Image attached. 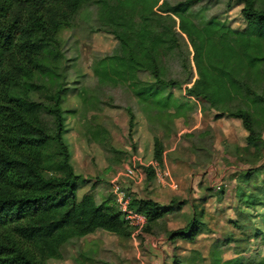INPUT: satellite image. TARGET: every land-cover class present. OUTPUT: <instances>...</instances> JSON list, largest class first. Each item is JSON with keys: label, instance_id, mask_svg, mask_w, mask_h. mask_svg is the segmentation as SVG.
<instances>
[{"label": "trees", "instance_id": "obj_1", "mask_svg": "<svg viewBox=\"0 0 264 264\" xmlns=\"http://www.w3.org/2000/svg\"><path fill=\"white\" fill-rule=\"evenodd\" d=\"M227 1L233 0H0V264H49L64 259L67 245L98 231L123 239L135 233L114 195L103 201L92 193L81 195L87 182L75 174L64 140L68 71L74 65L59 34L75 28L91 7L117 45L94 61L97 85L79 91L80 113L69 111L89 139L124 161L112 146L111 131L98 119L107 109L122 108L133 132L136 114L128 103L116 105L112 94L134 101L155 130L172 133L192 107L168 89L185 87L201 110L240 120L249 145L260 153L264 0H235L244 4V29L211 16ZM144 74L153 81H144ZM48 117L52 125L45 122ZM165 152L164 141L155 138L158 163L163 164ZM256 173L264 189V169L245 180ZM147 175L154 177V170L147 169ZM131 208L147 218L149 233L174 210L135 199ZM205 226L195 219L171 240L194 243ZM220 250V245L214 248L213 264H264L257 258L225 262Z\"/></svg>", "mask_w": 264, "mask_h": 264}, {"label": "rangeland", "instance_id": "obj_2", "mask_svg": "<svg viewBox=\"0 0 264 264\" xmlns=\"http://www.w3.org/2000/svg\"><path fill=\"white\" fill-rule=\"evenodd\" d=\"M180 1L171 0L173 4ZM243 7L240 1H227L211 16L218 15L220 23L244 29ZM59 39L71 60L69 65H74L68 71L70 92L64 105V140L75 174L87 182L81 195L92 193L98 201L113 198V179L135 165L141 172L134 181L123 180L124 190L133 200H152L174 210L150 233L146 227L132 238L123 239L98 231L67 245L64 259L51 260L49 264H175L177 260L183 264H213L212 253L217 245L225 262L264 259V205L260 203L264 199L263 178L256 173L245 180L248 173L264 169V146L259 153L249 145L242 122L201 110L197 102L188 98L185 87H179L168 92L192 108L176 121L172 133H165L147 122L134 101L114 93L116 105L128 103L136 114L133 132L122 108L107 109L99 116L98 121L111 131L112 146L124 154V161L119 162L118 155L89 139L79 117L69 113L82 110L79 91L97 85L93 63L111 54L117 40L100 25L96 7L84 12L75 28L61 31ZM142 79L153 81L147 74ZM45 122L52 125L53 120L48 117ZM157 137L164 141L166 152L161 171L150 178L147 169L157 162ZM195 219L206 223L196 242L171 240L174 233Z\"/></svg>", "mask_w": 264, "mask_h": 264}, {"label": "built area", "instance_id": "obj_3", "mask_svg": "<svg viewBox=\"0 0 264 264\" xmlns=\"http://www.w3.org/2000/svg\"><path fill=\"white\" fill-rule=\"evenodd\" d=\"M149 168L153 169L156 175H158V172L161 171V165L158 162H152L149 165ZM140 172L139 169L134 165L133 168L128 167L125 169V172L118 173V175L112 181L113 195L119 210L129 225L135 229V233H140L145 229L147 225V218L131 208L133 198L124 190L122 184L124 179H131L134 181L136 179L137 173ZM173 188L177 189L178 186L175 185Z\"/></svg>", "mask_w": 264, "mask_h": 264}]
</instances>
